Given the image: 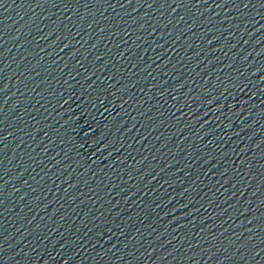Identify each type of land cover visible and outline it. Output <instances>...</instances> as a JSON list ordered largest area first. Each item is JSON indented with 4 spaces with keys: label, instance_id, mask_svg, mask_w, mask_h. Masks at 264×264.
<instances>
[{
    "label": "water",
    "instance_id": "1",
    "mask_svg": "<svg viewBox=\"0 0 264 264\" xmlns=\"http://www.w3.org/2000/svg\"><path fill=\"white\" fill-rule=\"evenodd\" d=\"M0 264H264V0H0Z\"/></svg>",
    "mask_w": 264,
    "mask_h": 264
}]
</instances>
